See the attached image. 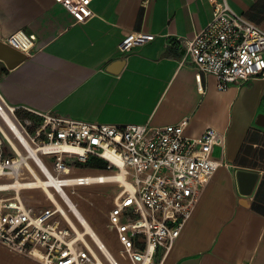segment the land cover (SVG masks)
<instances>
[{"label": "crops", "instance_id": "0c3cea01", "mask_svg": "<svg viewBox=\"0 0 264 264\" xmlns=\"http://www.w3.org/2000/svg\"><path fill=\"white\" fill-rule=\"evenodd\" d=\"M218 1L94 0L93 16L80 22L59 0H0V41L19 31L34 41L29 53L5 43L25 55L12 68L0 59V94L10 105L99 123L189 117L187 136L207 127L226 133L225 148L213 151L221 165L156 264H264V81L220 90L214 75L203 74L199 83L176 39L193 38ZM227 1L264 29V0ZM135 31L156 38L121 52ZM242 171L255 174L248 192Z\"/></svg>", "mask_w": 264, "mask_h": 264}, {"label": "built area", "instance_id": "2783aa9c", "mask_svg": "<svg viewBox=\"0 0 264 264\" xmlns=\"http://www.w3.org/2000/svg\"><path fill=\"white\" fill-rule=\"evenodd\" d=\"M93 1L59 0L80 22L93 16ZM155 38L130 32L119 50L129 52ZM176 39L194 63L199 83L203 74L214 75L220 90L264 81V29L227 0L215 3L211 19L193 38ZM4 42L24 53L34 46L24 31ZM189 122L184 117L169 125L99 123L13 106L0 94V244L42 264H156L221 165L214 148L226 146V133L214 127L187 136ZM92 158L106 168L87 169ZM122 169L131 189L117 182L121 191L108 214L115 248L95 228L86 229L63 189L107 184L102 174ZM39 179L44 182L38 187H23ZM33 189H41L49 204L25 192Z\"/></svg>", "mask_w": 264, "mask_h": 264}, {"label": "rangeland", "instance_id": "374dc122", "mask_svg": "<svg viewBox=\"0 0 264 264\" xmlns=\"http://www.w3.org/2000/svg\"><path fill=\"white\" fill-rule=\"evenodd\" d=\"M87 169L93 167L85 166ZM121 188L118 183L109 184H94L90 186H78L68 189L69 194L73 197L75 202L79 205L81 211L90 220L93 227L101 232L103 237L109 240L111 246L117 248L118 244L114 233H108L107 227L108 214L110 209L114 206L115 198ZM28 195L37 196L44 205H48L49 201L46 199L44 192L41 189H33L25 191ZM0 264H42L34 257L21 255L12 252L9 249L2 248L0 244Z\"/></svg>", "mask_w": 264, "mask_h": 264}, {"label": "bare ground", "instance_id": "6f19581e", "mask_svg": "<svg viewBox=\"0 0 264 264\" xmlns=\"http://www.w3.org/2000/svg\"><path fill=\"white\" fill-rule=\"evenodd\" d=\"M124 174H125V170L122 169V171H119L117 173L102 174V178H103V181L107 184L122 182V186L126 187V190H130L131 189L130 181H128L124 178V176H125ZM43 182L44 181L41 179L36 180V181L31 180V181L26 182L23 187L36 188L39 186L40 183L42 184ZM49 183H52V180H49ZM16 184L23 185V183H21V181L17 182ZM46 191L50 194V196H52V191L49 188L46 187ZM63 192L65 194V197H66L70 207L80 216V218L82 219V221L84 222V224L86 226V229L88 231L92 232L94 230L93 229L94 227H93L92 223L90 222V220L81 211V209L79 208V206L77 205V203L75 202V200L73 199L71 194H69V192L66 189H63ZM60 208L64 210V208L61 205H60ZM69 220L73 223L74 226H76L74 224L73 219H71L69 217ZM79 233L81 234V231H79Z\"/></svg>", "mask_w": 264, "mask_h": 264}, {"label": "water", "instance_id": "95a60500", "mask_svg": "<svg viewBox=\"0 0 264 264\" xmlns=\"http://www.w3.org/2000/svg\"><path fill=\"white\" fill-rule=\"evenodd\" d=\"M25 58V55L0 41V59L4 60L8 67L12 68L16 66L20 61ZM239 179L241 182L246 184L247 189H244L245 192L251 190L255 180V174L242 171L239 173ZM246 180H249L247 182Z\"/></svg>", "mask_w": 264, "mask_h": 264}, {"label": "trees", "instance_id": "16d2710c", "mask_svg": "<svg viewBox=\"0 0 264 264\" xmlns=\"http://www.w3.org/2000/svg\"><path fill=\"white\" fill-rule=\"evenodd\" d=\"M84 166H89V167L98 168V169H104V168H106V163L99 158H92L89 161V163L85 164Z\"/></svg>", "mask_w": 264, "mask_h": 264}]
</instances>
